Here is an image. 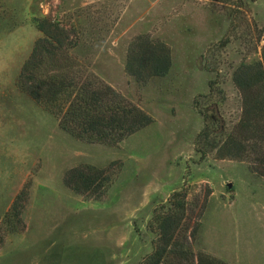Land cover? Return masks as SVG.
<instances>
[{
    "label": "rangeland",
    "instance_id": "rangeland-1",
    "mask_svg": "<svg viewBox=\"0 0 264 264\" xmlns=\"http://www.w3.org/2000/svg\"><path fill=\"white\" fill-rule=\"evenodd\" d=\"M45 17L76 31L69 56L80 74L109 83L153 123L117 146L88 143L22 92L19 73L42 36L34 18ZM143 34L172 55L169 73L147 83L125 70ZM263 46L264 0H0V264H140L158 238L155 210L178 190L196 254L264 264V178L243 161L200 162L195 150L200 109L224 133L239 122L234 70L262 60ZM80 165L106 169L110 181L74 192L64 175ZM22 192L19 218L5 222Z\"/></svg>",
    "mask_w": 264,
    "mask_h": 264
},
{
    "label": "trees",
    "instance_id": "trees-1",
    "mask_svg": "<svg viewBox=\"0 0 264 264\" xmlns=\"http://www.w3.org/2000/svg\"><path fill=\"white\" fill-rule=\"evenodd\" d=\"M34 22L42 36L35 41L23 64L17 85L51 112L63 131L81 141L113 147L153 123L149 113L128 101L109 83L94 74L84 77L74 68L76 63L69 56L71 48L78 45L74 29L48 17L34 18ZM171 66V49L166 43L149 34L132 40L125 70L136 81L147 83L152 78L164 77ZM233 80L242 94L239 122L224 133L214 129L200 109L205 121L195 137V150L200 162L210 154L217 159L243 161L254 175L264 178V46L262 60L238 65ZM210 83L214 85L213 81ZM109 181L106 169L91 165L73 167L64 175L65 186L81 195L102 188ZM24 196V192L18 196L6 213L5 222L13 221L14 225ZM186 204V193L178 190L167 204L155 210L151 223L158 238L153 251L140 264H230L206 252H194L191 243L196 235H188V225L183 229ZM180 232L184 233L183 240Z\"/></svg>",
    "mask_w": 264,
    "mask_h": 264
},
{
    "label": "water",
    "instance_id": "water-1",
    "mask_svg": "<svg viewBox=\"0 0 264 264\" xmlns=\"http://www.w3.org/2000/svg\"><path fill=\"white\" fill-rule=\"evenodd\" d=\"M231 185V184H230Z\"/></svg>",
    "mask_w": 264,
    "mask_h": 264
}]
</instances>
